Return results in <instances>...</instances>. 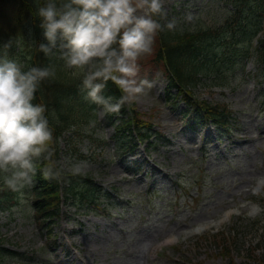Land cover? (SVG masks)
<instances>
[{"label": "rangeland", "instance_id": "rangeland-1", "mask_svg": "<svg viewBox=\"0 0 264 264\" xmlns=\"http://www.w3.org/2000/svg\"><path fill=\"white\" fill-rule=\"evenodd\" d=\"M164 7L165 21L175 18L180 32L226 14L220 0H164ZM21 49L8 54L22 65ZM244 62L242 55L229 82L212 85L201 76L196 86L200 98L234 110L236 126L221 136L212 125L191 128L190 112L165 103L167 78L157 69L149 80L154 86L136 101L161 136L155 144L129 138L127 145H136L122 154L119 114L111 117L98 106L96 120L63 136L57 160L71 173L74 164L86 163L80 174L92 185L94 202L66 199L61 217L44 226L34 216L31 193L17 194L11 207L0 209V248L9 249L1 263L255 264L247 247L264 235V78L257 61ZM167 237L180 240V252L162 250ZM224 239L233 259L221 253Z\"/></svg>", "mask_w": 264, "mask_h": 264}, {"label": "clouds", "instance_id": "clouds-1", "mask_svg": "<svg viewBox=\"0 0 264 264\" xmlns=\"http://www.w3.org/2000/svg\"><path fill=\"white\" fill-rule=\"evenodd\" d=\"M35 16L46 41L38 50L49 59L57 56L79 80L84 99L104 113H119L154 86L138 79L139 61L152 53L158 33L177 25L175 18L161 23L167 17L164 0H47ZM11 47L9 40L0 50V180L7 189L22 193L33 184L36 161L51 156L49 115L56 119V114L34 100L55 69H25L9 58ZM109 81L121 92L119 98L104 95ZM85 167L79 162L71 171L80 174ZM58 175L51 168L43 170L45 179Z\"/></svg>", "mask_w": 264, "mask_h": 264}, {"label": "trees", "instance_id": "trees-1", "mask_svg": "<svg viewBox=\"0 0 264 264\" xmlns=\"http://www.w3.org/2000/svg\"><path fill=\"white\" fill-rule=\"evenodd\" d=\"M235 4V10L225 17V20L207 23L194 31H168L157 34L153 44L152 53L139 61V68L148 65L160 66L170 80V85L179 86L186 101L194 106L199 114L197 120L202 122L210 119L219 127H228L232 121V111L225 105H211L205 101L191 100L188 84L198 81L200 74L211 76L224 81L231 71L233 63L237 62L240 54L251 35L264 30V0H230ZM47 0H0V45L12 41V48L23 46V66L48 67L55 69V76L43 81L36 93L34 103H43L47 106L49 114L54 111L56 119L49 115L50 127L53 130V141L50 143L51 156L36 161V175L31 185L32 209L35 218L44 226H48L53 218L60 216L63 198H72L73 202H94L95 191L92 185L86 182L84 175L73 174L62 169L56 160L60 153V140L65 133L73 128H79L85 123H90L97 118V105L84 99L80 91V82L74 79L69 70L63 68V62L57 56L50 59L38 50L41 42L46 43L39 28L40 20L35 16L36 10L44 6ZM160 19L159 17H156ZM161 23L164 20H161ZM255 25L254 27L251 26ZM28 36L31 42L27 41ZM247 51V50H246ZM234 54V55H233ZM21 55V57H22ZM258 56L264 66V34L260 39ZM214 79H211L214 81ZM105 96L119 98L121 92L109 81L104 91ZM125 114L117 125L118 130L123 129L127 137H118L123 140L133 137L130 129L133 125L137 134L143 138L149 133L142 131L146 122L134 110L132 103L123 106L120 110ZM74 126V127H73ZM133 139V138H131ZM132 142V141H130ZM125 142H123L124 146ZM51 168L59 175L56 178L45 179L43 170ZM83 187V189H81ZM29 188V187H27ZM17 192L7 189L0 181V198L5 199L15 196ZM82 199V200H81ZM2 203H0L1 206ZM50 219V220H49ZM264 244V239L262 241ZM225 240L223 252H229ZM250 249L256 264H264V246L261 257L253 255L257 248ZM9 249L0 248V264Z\"/></svg>", "mask_w": 264, "mask_h": 264}]
</instances>
